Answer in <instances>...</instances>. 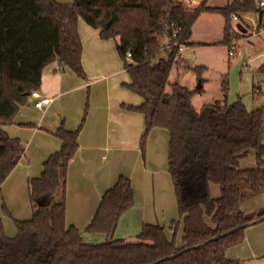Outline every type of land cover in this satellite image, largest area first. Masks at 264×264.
I'll return each instance as SVG.
<instances>
[{"label":"trees","instance_id":"1","mask_svg":"<svg viewBox=\"0 0 264 264\" xmlns=\"http://www.w3.org/2000/svg\"><path fill=\"white\" fill-rule=\"evenodd\" d=\"M209 0L190 10L178 0H0V190L25 155L19 138L3 126L15 122L41 89L42 74L58 61L86 79L82 64L80 20L100 30L102 39H118V53L131 83L124 87L141 96L140 106H124L143 114L145 129L141 149L155 128L169 132L168 169L173 180L178 210L183 218V245L176 234L169 239L162 225L143 226L139 241L125 243L111 237L120 218L135 205L131 180L120 176L104 193L86 231L105 234L107 240L86 244L81 231L66 224L67 171L79 149L80 126L70 131L62 123L55 135L59 151L44 163L41 175L28 182L32 217L15 220L17 233L10 237L0 218V264H235L227 251L242 243L252 221L264 220V208L245 214L246 192L264 193V159L255 168L240 169V160L258 150L264 107L248 110L242 99L228 104H205L200 110L191 90L176 82L167 91L176 51L156 61L173 33L172 23L182 27L179 41L189 44L193 26L203 12L225 19L223 39L230 46L245 37L231 24V16L256 14L264 27V11L253 0H230L209 6ZM110 23L108 28L105 25ZM131 53L132 57L127 58ZM201 77L205 66L192 68ZM225 99L229 84L222 86ZM213 185L221 196L211 198ZM60 193L61 198L49 204ZM177 223L174 222L173 226ZM218 237L217 239H215ZM201 246V247H198Z\"/></svg>","mask_w":264,"mask_h":264},{"label":"crops","instance_id":"2","mask_svg":"<svg viewBox=\"0 0 264 264\" xmlns=\"http://www.w3.org/2000/svg\"><path fill=\"white\" fill-rule=\"evenodd\" d=\"M58 1L64 4L72 2ZM214 20L211 19L210 23ZM79 32L83 43L82 64L86 79L78 77L58 61L50 64L43 71L41 89L37 92L41 97L53 100L50 106L40 111L34 107L32 98L30 104L20 110L13 124L3 126L11 137L21 140L25 155L3 183L0 195L4 197L2 188H19V197L25 205L19 220H29L32 207L29 203L28 182L38 178L46 160L60 150L61 141L55 133L62 123L70 131L82 126L79 149L67 171V226L79 229L86 244L105 242V234L89 233L86 228L93 220L104 193L117 183L120 176H126L132 182L135 205L120 218L111 239L136 243L143 226L152 224L164 226L169 239L176 234L177 244L182 246L183 218L179 214L176 192L168 169L169 132L155 128L149 136L147 151H142L144 116L125 109L123 105L140 106L143 98L124 87L131 83V79L118 53L119 40L102 39L100 30L83 20H80ZM189 44L210 46L215 42L190 38ZM257 59L259 55L244 59L239 80H228L229 73L217 72L216 102L232 104L242 99L250 111L264 107V62L253 64ZM179 64L180 59L177 64L178 76ZM225 78L229 84L226 99L222 91ZM200 84L203 89L200 95H205L208 92L206 87L209 86L205 79ZM199 86L191 90L199 89ZM257 157L264 159V121L259 149L250 151L240 160V169L255 168ZM246 194L241 203L243 213L250 214L264 208V193L251 196L247 191ZM60 198L58 193L48 203L53 204ZM174 222L177 223L175 226ZM7 235L15 236L8 231ZM227 257L234 260L235 264H264V220L249 225L244 241L230 248Z\"/></svg>","mask_w":264,"mask_h":264},{"label":"rangeland","instance_id":"3","mask_svg":"<svg viewBox=\"0 0 264 264\" xmlns=\"http://www.w3.org/2000/svg\"><path fill=\"white\" fill-rule=\"evenodd\" d=\"M201 4H202V0ZM230 0H209V6H223ZM60 2V1H59ZM249 14V13H248ZM243 14L241 16V21L247 25H251V17L254 15ZM211 19H215L213 23H210ZM223 27H224V17L220 14L216 13H208L203 12L193 26L192 36L191 38L196 41H214L215 44L207 46V45H192L188 44L185 47L184 52L180 55V64L179 71L180 76L177 73L176 65L174 70H172L169 85L167 86V91H171L172 84L178 82L179 77H181V83L187 85L190 89L197 88L201 80H206L207 86L206 90L208 92L205 95H200L197 93L194 96V105L196 108L200 109V107L207 104L220 103L216 102V74L219 71H225L228 74L229 79L239 80L242 71V65H244V59L251 56L255 57L259 55V60L254 61L253 64H261L260 61L264 62V28L260 29V33L250 39L249 41L240 44L239 50L241 52L240 55L229 58L228 56V45H225L222 42L223 39ZM252 31V29H249ZM209 39V40H208ZM252 43V44H251ZM196 46V47H193ZM169 51L166 49H162L159 53L156 61L160 58H166ZM261 54V55H260ZM182 57V59H181ZM229 61V62H228ZM205 65L206 69L201 75V77L196 73L192 68L196 65ZM149 140V138H148ZM147 140V143H148ZM169 143V142H168ZM169 146V145H168ZM167 146V153H168ZM147 151V144L145 148V152ZM7 180V179H6ZM5 180V182H6ZM4 182V183H5ZM4 185V184H3ZM2 196L0 195V218L3 221L4 227L13 235L17 233V228L15 224V220H19V215L23 214L24 211V201L19 197V188L15 189H3L2 188ZM211 198H218L221 196V189L218 185H213L210 194ZM29 201V200H28ZM28 201H26V206L28 208ZM30 203V202H29ZM30 206V205H29ZM32 215V214H31ZM23 221V220H20Z\"/></svg>","mask_w":264,"mask_h":264},{"label":"built area","instance_id":"4","mask_svg":"<svg viewBox=\"0 0 264 264\" xmlns=\"http://www.w3.org/2000/svg\"><path fill=\"white\" fill-rule=\"evenodd\" d=\"M181 5H183L185 8L194 10L198 8L201 5L200 0H178ZM255 3L256 8H259L264 11V0H253ZM248 15H254L251 19V25H247L244 22L241 21V17L237 15L231 16V24L234 26L236 31L242 32L237 28L238 24H241L243 28L247 29V32L245 33V37H238L233 40L231 45L228 48V56L229 58H234L241 54L239 47L240 44H243L246 41H249L250 39L256 37L260 33V21L258 18V15L249 13ZM242 16V15H241ZM173 28V33L171 35L169 42H164V49L169 50H175L176 56L175 61H179L180 55L184 52L186 44L184 42L179 41L180 34L182 32V27L175 25L174 23L171 24ZM249 29H252V31H249ZM132 57L131 53L127 54V58ZM32 98L34 99V107L40 111H44L47 107L50 106L51 102L53 101L51 98L47 97H41L37 92H34L32 94Z\"/></svg>","mask_w":264,"mask_h":264},{"label":"water","instance_id":"5","mask_svg":"<svg viewBox=\"0 0 264 264\" xmlns=\"http://www.w3.org/2000/svg\"><path fill=\"white\" fill-rule=\"evenodd\" d=\"M109 24H110V23H107V24L105 25V28H108ZM237 28H238L239 30H241L243 33H246V32H247V29L243 28L241 24H238V25H237ZM199 88H202L201 84H200ZM255 222H257V221H252V222H250L249 225H251V224H253V223H255ZM217 238H218V237H216L215 239H217ZM198 247H201V246H198Z\"/></svg>","mask_w":264,"mask_h":264}]
</instances>
